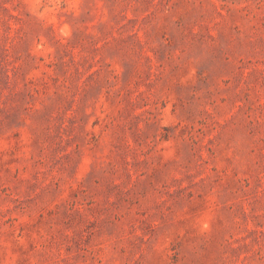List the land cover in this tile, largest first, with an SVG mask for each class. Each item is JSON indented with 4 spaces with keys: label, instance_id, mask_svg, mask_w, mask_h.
Instances as JSON below:
<instances>
[{
    "label": "rangeland",
    "instance_id": "1",
    "mask_svg": "<svg viewBox=\"0 0 264 264\" xmlns=\"http://www.w3.org/2000/svg\"><path fill=\"white\" fill-rule=\"evenodd\" d=\"M0 264H264V0H0Z\"/></svg>",
    "mask_w": 264,
    "mask_h": 264
}]
</instances>
